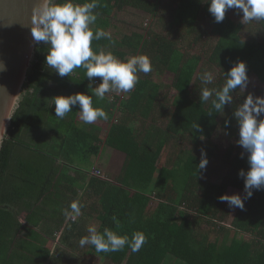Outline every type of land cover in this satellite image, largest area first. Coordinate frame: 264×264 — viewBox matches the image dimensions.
<instances>
[{"label": "trees", "instance_id": "16d2710c", "mask_svg": "<svg viewBox=\"0 0 264 264\" xmlns=\"http://www.w3.org/2000/svg\"><path fill=\"white\" fill-rule=\"evenodd\" d=\"M203 2L171 0L166 13L171 16V27L197 31L201 21L212 22L211 34L218 40L205 61L157 34L146 38L131 32L120 40L93 41L94 51H112L121 61L147 55L152 72L157 69L164 75L178 95L172 105L161 104L164 85L153 80L152 72H141L129 97L112 102L109 93L103 100L93 96V106L108 114L107 120L96 121L108 124L106 137L95 123L87 124L89 128L80 126L86 124L80 119L79 105L63 119L56 118L52 98L92 95V89L87 87L82 68L69 77L56 74L45 64L49 46L37 45L22 101L0 151V264H50L56 233L66 224L70 233L78 228L64 214L73 201L82 205L80 215L98 212V233L107 227L130 240L137 232L146 237L138 252L125 245L118 252L98 253L89 245L88 254L97 264H264V190L253 191L229 228L223 225L228 206L219 200L229 188L244 193V180L238 174L249 169L247 157L241 158L239 126L233 115L241 103L234 101V95L241 90L232 93L233 102L223 112L212 108L214 95L208 102L199 98L204 87L219 90L226 81L225 73L240 61L247 66L249 81L254 78L264 84V20L258 21L261 37L245 40V26L229 16L239 10H228L224 21L216 23L206 0ZM99 4L95 9L98 19L91 26L94 32L97 28L108 32V24L99 18H112L126 7L154 15L163 7L162 0H99ZM200 38L198 34L195 40ZM203 62L219 70L221 78L215 85L202 84ZM93 79L101 82L99 77ZM157 109L165 123L153 125L158 122ZM222 116L223 128L235 140L223 158L213 143ZM196 124L199 130H195ZM174 141L191 144L189 151L183 150L186 158L176 155L172 165H162L164 153ZM103 147L126 155L115 183L88 171ZM202 152L208 164L199 169ZM218 158L227 168L223 175L210 165ZM214 176H218L216 180L211 178Z\"/></svg>", "mask_w": 264, "mask_h": 264}, {"label": "clouds", "instance_id": "9594fccd", "mask_svg": "<svg viewBox=\"0 0 264 264\" xmlns=\"http://www.w3.org/2000/svg\"><path fill=\"white\" fill-rule=\"evenodd\" d=\"M206 4L216 23L223 22L230 9L242 12V21L264 20V0H206ZM99 6V0H86L83 4L74 3L73 0H40L38 7L33 10L30 29L33 41L49 46L45 64L60 77H69L74 70L84 69L89 81L87 87L92 89V95L76 93L52 98L58 119H63L72 111V107L79 105L80 119L85 124H92L98 119L107 120L106 111L93 106V96L103 100L110 92L127 93L139 82L138 73L148 74L153 70L147 55L132 56L125 62L110 51L93 50V41L112 39L103 29L97 28L95 32L92 30L91 26L96 23L99 15L95 9ZM225 76L226 81L219 90L204 87L199 94L200 102H208L215 96L211 99V105L216 112H223L225 105L233 102L232 93L237 89L244 91L249 83L247 66L243 61L235 63ZM96 77L101 82L93 87L96 84L93 78ZM200 79L202 84L209 85L213 82V74L205 71ZM233 115L239 126L237 144L248 154L249 169L246 172L242 169L238 174L244 180V196L222 195L219 200L227 202L230 207L243 210L244 201L252 197L254 190H264V119L260 118L264 115V97L249 94ZM194 128L199 130V125L196 124ZM201 155L198 168L204 169L208 160L206 153L202 152ZM81 207L78 201H73L64 214L75 219L81 214ZM112 220L119 227L120 222L116 216ZM88 232V236L79 240V245H91L98 253L118 252L125 245L132 252H138L146 242V237L140 232L135 233L131 240L127 235H117L107 227L103 233H98L95 227H89Z\"/></svg>", "mask_w": 264, "mask_h": 264}, {"label": "rangeland", "instance_id": "374dc122", "mask_svg": "<svg viewBox=\"0 0 264 264\" xmlns=\"http://www.w3.org/2000/svg\"><path fill=\"white\" fill-rule=\"evenodd\" d=\"M152 2L153 0H148ZM171 2V0H162V8L158 9L156 14H150L145 11H142L137 8L133 7H126L121 12L117 13L112 18H99L100 21H104L108 24V32L111 37H114L116 39H121L125 35H128L131 32H138L143 34L146 38L149 37V35H161L164 37H167L169 40H172L176 43L177 47L183 51H186L190 53L191 55H201L205 60H207V57L211 54V51L213 47L216 45L218 38L211 34L212 29V22L210 20L208 21H201L196 25V30H188L187 27H178L177 25H173L171 27V16H169L166 12L167 9H170V5L168 6V3ZM229 16L232 18L233 21L237 23H241L245 26L244 32H243V38L245 40H258L259 37H261V32L259 29V23L257 20L253 21H242V12L240 11H231L229 12ZM198 34H201V38L196 41V37ZM112 52V51H110ZM200 70L202 71L201 74L205 71H210L213 74V82L211 85H215L221 78L220 72L218 69L208 66L206 63H202L200 65ZM158 70L155 69L153 74V80L163 84L161 92L163 96V100H160L161 104H164L165 102L172 103L178 98L177 92L171 87L170 82L165 78L164 75L157 73ZM252 94L254 97H262L264 94V84H258L257 80L254 78L249 81L247 87L243 90H241L239 95H234V101L237 102L238 100H241V103H243L244 99L249 95ZM124 98V96H121ZM129 97L126 95L125 98ZM240 103V104H241ZM239 104V105H240ZM156 122L153 125H160L165 123V121L160 117L159 115V109L156 111ZM261 119L264 118V115L260 117ZM225 116H222L220 118V126L218 130L216 131L214 137H213V143L217 146V153L218 155L223 158L227 150L230 148V145L235 142L233 138L229 135V133L223 128L222 124L224 122ZM81 127L89 128V126L86 124H80ZM106 129V127H105ZM107 134V131H106ZM173 142L172 145H169L164 153V159L162 162V165L169 164L172 165V162L176 160V155H182L183 150L189 151L190 143L182 142V143H175ZM243 156L247 157V153L242 151ZM183 156V155H182ZM186 153H184L183 158H186ZM222 161L218 159H214L211 162V167L213 169H220L219 172L223 175L227 171V168H224L222 164ZM110 166L109 162H104L102 165V168H95L93 169V166L88 171L90 172V175L97 174L99 171V176L105 178V179H114L113 177L116 175L118 170H110L108 169ZM219 174V175H221ZM218 177V176H217ZM216 176L211 177L213 180H216ZM233 194H240L241 197L244 196V193L240 190H237L235 188H229L227 195H233ZM228 206V216L225 219V222L223 223L224 226L230 227L235 214L238 210V208L230 207L227 202H225ZM89 208V207H88ZM71 217L69 218V220ZM90 223L89 227H95L96 230H98L99 222L95 219L89 218ZM79 221V218H77L76 222ZM68 234L64 235L62 237V241H60L62 244L61 246L56 248L55 253V259H58L60 263L64 264H79L80 262L87 263V261L90 259L87 256V249L86 246L81 247L77 243H79V240L83 236H78L77 232L75 233V236L69 234L70 232L67 231ZM61 240V239H60ZM76 245V247H75ZM77 249L79 251L77 252ZM111 264V263H106ZM169 264H174L173 262H170Z\"/></svg>", "mask_w": 264, "mask_h": 264}, {"label": "water", "instance_id": "95a60500", "mask_svg": "<svg viewBox=\"0 0 264 264\" xmlns=\"http://www.w3.org/2000/svg\"><path fill=\"white\" fill-rule=\"evenodd\" d=\"M40 0H0V151L20 106L37 43L31 36Z\"/></svg>", "mask_w": 264, "mask_h": 264}, {"label": "crops", "instance_id": "0c3cea01", "mask_svg": "<svg viewBox=\"0 0 264 264\" xmlns=\"http://www.w3.org/2000/svg\"><path fill=\"white\" fill-rule=\"evenodd\" d=\"M98 122H94V123L97 124L99 128H101V130H102L101 135L106 137V135H107L106 131L108 133V127H109L108 124L106 122H103V121H98ZM105 127H106V129H105ZM125 159H126V155L125 154H123L121 152H118V151H116V150H114V149H112L110 147H103V151H102L101 156L99 158H94L93 159V161H92L93 165L92 166H93V169H95V168H100L101 169L104 162H106V161L109 162L110 166H109L108 169H110V170L114 169L116 171L118 170V172L113 177L114 179H110V180L107 179V180L110 181V182L115 183V181H116L115 179L119 176V174H120V172L122 170V167H123V165L125 163ZM98 173H99V171H98ZM153 202L154 203H152V204L154 205L156 200L155 201L153 200ZM77 218H79V221L76 222ZM89 218L95 219V220H97L99 222V225H98V230H99L100 221L98 219V212L97 211H88L86 214L77 216L75 218V221H73V222L79 224L78 228L76 230L78 236H83L84 237V236H88L89 235V232H88L89 223H90ZM71 221H72V218H71ZM68 226H70V225H68ZM60 232H61V237H60L61 240H57L56 241L54 249H55V247L57 248V247L61 246L62 243L60 241H62V237H64L63 234L64 235L68 234L67 233V224L64 226V228H62L59 232L56 233V237L60 234ZM69 234L73 235L72 237L75 236V233H69ZM78 244L79 243H77V247H78ZM88 246L89 245L86 246V249H87L86 251H87V256L89 258L90 255L88 254ZM75 247H76V245H75ZM78 251H79V249H77V252ZM52 255L54 256V258H52V260H50V264H62V263H60V261L58 259H55L56 257H55L54 250H53V254ZM95 263L96 262L93 261V259L90 257V259L87 261V263L80 262L79 264H95Z\"/></svg>", "mask_w": 264, "mask_h": 264}, {"label": "built area", "instance_id": "2783aa9c", "mask_svg": "<svg viewBox=\"0 0 264 264\" xmlns=\"http://www.w3.org/2000/svg\"><path fill=\"white\" fill-rule=\"evenodd\" d=\"M96 85H98V81H96ZM110 99L112 102H116V101H121L122 99H124L126 97V95L130 94V91L127 93H123V92H110ZM124 96V98H122L121 96ZM97 175H99V173H97ZM72 221H75V219H72ZM61 237V232L60 234L57 236V240H60Z\"/></svg>", "mask_w": 264, "mask_h": 264}]
</instances>
